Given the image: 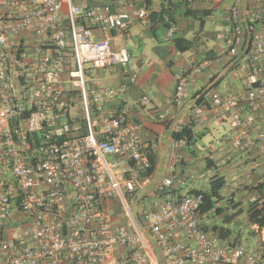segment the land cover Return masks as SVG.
Here are the masks:
<instances>
[{"label":"built area","instance_id":"1","mask_svg":"<svg viewBox=\"0 0 264 264\" xmlns=\"http://www.w3.org/2000/svg\"><path fill=\"white\" fill-rule=\"evenodd\" d=\"M184 2L187 10L200 11L225 0ZM149 3L0 0V264H264V226L250 220L254 213L264 217V172L258 180L253 175L264 167V0H231L223 8L227 58L249 46L238 64L244 90L210 87L198 92L191 109L194 125L226 122L229 131L216 145L246 158L224 180L215 206L220 214L216 208L201 212L202 190L147 201L152 150L141 139L144 125L128 108L106 113L113 94L100 87L98 71L131 60L127 48H113L112 32L149 28ZM173 9L172 0H163L160 18L169 38L175 34ZM217 62L192 61L174 76L176 109L190 97L189 80ZM75 98L81 120L71 114ZM187 147L184 137L173 139L167 175L153 195L167 193L178 180L176 167ZM187 178L195 176L188 172ZM239 195L247 196L245 205ZM239 205L248 207L243 219L257 236L252 244L230 240L233 230L222 225ZM115 207L127 223L115 222ZM211 214L218 223L212 228L206 224ZM225 230L227 237L219 234Z\"/></svg>","mask_w":264,"mask_h":264},{"label":"crops","instance_id":"2","mask_svg":"<svg viewBox=\"0 0 264 264\" xmlns=\"http://www.w3.org/2000/svg\"><path fill=\"white\" fill-rule=\"evenodd\" d=\"M81 1L82 7H85L109 3L110 0ZM172 1L174 2L172 16L175 24L173 38L167 37L166 26L160 18L163 0H150L149 28L140 30L133 27L126 34L119 31L112 32L113 48H127L131 54L129 64L115 65L98 71L100 87L113 94L105 103L106 113L116 115L120 108H128L132 118L144 125L141 139L151 146L150 160L153 165L151 172L153 184L146 190L144 198L158 204L164 197H179L193 190L208 193L214 178L224 182L228 176L233 177L232 175L238 171L240 160H246L244 154L234 153L228 150L227 146L220 148L216 145L217 136L226 130L224 127L227 125L226 122L211 119L201 126L191 123V109L195 102H198L196 97L198 92L210 87L219 91L242 92L245 87V74L238 68V64L243 62L248 54V45L240 49L236 58L229 59L222 37L219 46L209 42L205 45L200 34L194 35L193 38L199 14L204 16L202 21L215 13L220 14L217 20L224 31L226 24L222 20L223 8L228 6L231 0H225V3L217 8L210 4L205 5L203 10L191 11L196 12L195 15H187L184 0ZM243 8L244 6L241 10ZM186 34H189L188 37ZM193 41H196L198 46L192 43ZM183 43H187L186 47ZM206 59H218V62L189 80L190 97L183 108L176 109L173 106L174 76L187 70L193 64L192 61L200 63ZM143 96L149 98V104H141ZM159 114H164L166 120L160 121ZM177 125L182 130L184 128L189 130L191 143L181 152L183 162L176 167L179 177L173 187L165 194L153 195L154 188L167 175L168 157L174 139L173 127ZM192 171L195 176L193 181L187 178L188 172ZM195 171L200 172V175L195 174ZM263 172L264 167L256 168L253 171L254 179L258 180ZM241 195H239L240 202L245 205L247 196ZM239 208L238 211L245 212L248 207L239 205ZM241 217L238 216L237 219L240 218V222H243L244 217ZM235 227L237 226L232 230L237 233L242 234L247 231L244 229L245 226L240 225L237 229ZM229 230L231 231V228Z\"/></svg>","mask_w":264,"mask_h":264},{"label":"rangeland","instance_id":"3","mask_svg":"<svg viewBox=\"0 0 264 264\" xmlns=\"http://www.w3.org/2000/svg\"><path fill=\"white\" fill-rule=\"evenodd\" d=\"M73 2L76 5L83 6L81 0H73ZM219 16H220V14L215 13L213 16L205 18L202 21V18L204 16L199 14V20H197L196 23H195V29H196L195 31L196 32L193 33V38H194V35L196 36L197 34H200V35H202L201 36L202 39L205 41L204 43H206L205 45H207V42H209V43H214L215 45L219 46L221 33L223 32V29H222L221 25L219 24V22L217 20ZM186 35H187L186 37H188L189 34H186ZM190 39H191V35H190ZM192 43H195V45L197 44L196 41H193ZM196 46H198V44ZM74 100H75L76 106H75V110H72L71 114L73 115L74 112H75L76 117L79 118V120H81L83 115H82V106L80 104V99L75 98ZM224 127L226 128V130L223 131V132L224 133H228V131H229L228 130V128H229L228 124L225 125ZM214 134L216 135V132ZM222 134L218 135L217 137L219 138ZM192 174H194L193 171H192ZM195 174L200 175V172L198 173V172L195 171ZM226 209H228L227 210L228 212H233V210H234V208H231L230 204L227 206ZM113 213H114L113 214V218L115 219V222H117L118 224H124V223L128 222L127 218L123 215L122 210H121L120 207H115V210H113ZM248 213H249V211L248 212H244V211H238L237 210V212L235 213V216L232 217L229 221H227V222L223 221L222 225H225V228H229V229L231 228L232 229V228H234V226H237V227H235L237 229L241 225L242 227L245 226L244 229L247 230L246 232H244L242 234L237 233L236 231H233L234 233L231 234L230 240H235L236 242H245V241H247V242H251V244L256 241V239H257L256 238L257 237L256 234L253 233V232H250V229H249V226H248L249 221L247 223V222H245V219H243L242 220L243 222H240V218L237 219L238 216L243 214L242 215V217H243V216H245ZM206 218H207L206 224H207L208 227L212 228L213 225L218 224L216 222L215 217L212 214L210 216H207ZM159 264H162V261L160 259H159Z\"/></svg>","mask_w":264,"mask_h":264},{"label":"trees","instance_id":"4","mask_svg":"<svg viewBox=\"0 0 264 264\" xmlns=\"http://www.w3.org/2000/svg\"><path fill=\"white\" fill-rule=\"evenodd\" d=\"M160 16L162 14V10L160 11ZM195 12H191L189 10H187V15H195ZM177 41V40H176ZM177 44H179V41L176 42ZM185 44L187 45V43H183V46H185ZM183 49V48H182ZM174 139H178L181 137H184L186 139L187 145L189 146L191 141L189 138V130L184 128L180 133H175L173 135ZM153 169V165L152 168L150 170V172H152ZM224 182L221 179H213L212 183H211V189L209 190L208 193H205V201H204V205L201 208V212L205 213V212H209L212 209H215L216 207V201L219 199V192L221 190V188L223 187ZM222 212V210L220 208H216L215 213L216 214H220ZM250 220L252 222L258 223L260 226H264V217L261 218H257V214H251L250 215ZM214 230L219 231V229L214 228ZM222 236H228L229 235V230H225V231H220V233Z\"/></svg>","mask_w":264,"mask_h":264},{"label":"clouds","instance_id":"5","mask_svg":"<svg viewBox=\"0 0 264 264\" xmlns=\"http://www.w3.org/2000/svg\"><path fill=\"white\" fill-rule=\"evenodd\" d=\"M196 13V12H195ZM166 26V25H165ZM175 26V25H174ZM166 29H167V26H166ZM171 38H173V37H171Z\"/></svg>","mask_w":264,"mask_h":264}]
</instances>
